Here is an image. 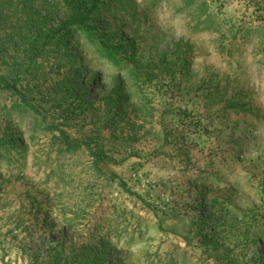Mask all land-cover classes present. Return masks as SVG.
Masks as SVG:
<instances>
[{
    "label": "rangeland",
    "instance_id": "1",
    "mask_svg": "<svg viewBox=\"0 0 264 264\" xmlns=\"http://www.w3.org/2000/svg\"><path fill=\"white\" fill-rule=\"evenodd\" d=\"M0 142V264H264V2L0 0Z\"/></svg>",
    "mask_w": 264,
    "mask_h": 264
},
{
    "label": "trees",
    "instance_id": "2",
    "mask_svg": "<svg viewBox=\"0 0 264 264\" xmlns=\"http://www.w3.org/2000/svg\"><path fill=\"white\" fill-rule=\"evenodd\" d=\"M93 1V0H92ZM114 1V0H110ZM264 0H258V3H263ZM106 9L102 6L92 7L91 9L81 8V6H74L71 13L65 20H62L58 25L50 28L46 32H41L34 40L28 43V46L24 49L23 61L25 63L24 68L29 69L38 59V56L42 54L47 48L43 44L53 43L54 45H60L68 38V36L74 32L75 29L82 31L88 38H95L98 32V27L89 23L88 21L94 18L95 15L101 14ZM101 45L106 49L114 50L110 43L105 40L103 35L98 37ZM42 44V45H40ZM111 53V52H110ZM16 81V79L14 80ZM65 142L68 141V137L64 134ZM2 142V141H1ZM0 142V151L4 148ZM68 144V143H66ZM86 148L89 150L91 156L94 158V164L99 171H101L100 163L112 162L110 159L103 158L100 153L96 152L90 144L84 143ZM56 264V261L54 263Z\"/></svg>",
    "mask_w": 264,
    "mask_h": 264
}]
</instances>
